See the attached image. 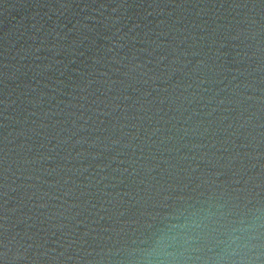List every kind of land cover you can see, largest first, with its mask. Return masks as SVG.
I'll use <instances>...</instances> for the list:
<instances>
[{
  "label": "water",
  "instance_id": "95a60500",
  "mask_svg": "<svg viewBox=\"0 0 264 264\" xmlns=\"http://www.w3.org/2000/svg\"><path fill=\"white\" fill-rule=\"evenodd\" d=\"M209 203L264 207V0H0V264H129Z\"/></svg>",
  "mask_w": 264,
  "mask_h": 264
},
{
  "label": "clouds",
  "instance_id": "9594fccd",
  "mask_svg": "<svg viewBox=\"0 0 264 264\" xmlns=\"http://www.w3.org/2000/svg\"><path fill=\"white\" fill-rule=\"evenodd\" d=\"M129 264H264V207L193 206L170 214Z\"/></svg>",
  "mask_w": 264,
  "mask_h": 264
}]
</instances>
